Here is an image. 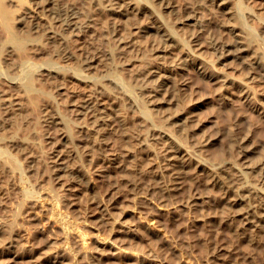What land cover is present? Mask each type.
<instances>
[{
	"label": "rangeland",
	"instance_id": "374dc122",
	"mask_svg": "<svg viewBox=\"0 0 264 264\" xmlns=\"http://www.w3.org/2000/svg\"><path fill=\"white\" fill-rule=\"evenodd\" d=\"M28 1L10 0L4 4L12 24L16 23L17 18L23 15L25 10H34L32 7L36 5L27 4ZM226 1V11H217L219 15L222 13L224 16L217 15L218 17L215 12L219 8L202 0H169L168 7L162 4H145V9L152 15V22L146 21L145 15H136L130 10L123 13L114 12L115 14L109 18L106 14L111 9L110 4H80L81 0L78 1L79 4H75L80 12L96 16L81 37L87 42L95 41V45L104 48V50L100 48L102 50L100 61L98 59L99 62L94 63L95 66L89 67L90 70L85 68L84 72L96 83L105 82L103 79L109 77L121 89L120 92L119 88L114 91L115 94L111 92L121 100L123 107L121 111L111 110V113L109 110L114 105L111 107L108 105L102 106V112H99L98 121L104 120L109 123L107 126H115L114 128H107L105 124H90L92 122L90 120H93L91 115H88L89 123L78 119L80 113L75 109L76 104L72 97L84 90L86 92V88L80 90L83 87L80 81L75 79L74 83L72 81L67 85L66 82L55 80L56 77L49 75L50 73L40 71L42 65H53L60 66L59 69L64 67L62 68L64 71L66 68L73 74L82 72L79 69L81 64L77 66L75 57L65 59L61 54L57 56L54 51H52L54 54L51 51L47 53L48 43L43 45L45 49L42 46L43 52L32 51L29 54L31 58L27 57L29 52L21 57L22 54L17 50L13 51L14 54L11 53L12 56L8 49H0L1 76H6V79H10L9 82L15 86L31 74L30 77L35 80L36 87L33 90L38 88L37 84L45 87L43 92L41 90L44 89L38 88L37 95L33 90V94L31 91L27 93L14 91L11 98H14L13 101L16 103H12V106H15L12 110L19 112L20 115L14 113L9 115L10 118L6 116L7 121L3 120L6 123L3 124L2 130L11 135L13 132L14 135L20 127L26 126L28 119V124L32 122L30 120L32 113V118L36 115L37 120L39 117L37 120L39 123L29 124L31 127L27 124L28 139L17 135L15 136L18 138L12 137L18 140L17 142L21 139V142L30 141L28 143L31 145L30 151L29 148H24L25 145H19L20 148L18 146L8 148L0 142V147L2 145L4 148L3 150L1 147L3 155L10 156L0 158L7 169L4 168L7 172L2 169L3 167L0 169L2 174L0 177L7 179V182L4 180L7 186L5 183L6 187L3 189L9 188L4 190L5 193L2 198L0 197V264H264V182L255 180L259 174L258 169L241 170L243 159L252 165L264 162V75L261 77V74L255 72L249 65V59L252 61V57L258 55L256 53L261 52L264 57V0ZM192 4L198 5L195 7L197 12L195 15L199 17V23L204 24L200 28V45L189 42L195 28L191 24L192 21H182L183 7H193ZM45 11L40 14L46 16V28L51 27L59 31L58 26L47 17L49 11L47 9ZM228 14L233 16V20L228 18ZM218 21L227 22L228 25L225 24L233 26L235 30L231 36L226 32L222 33L225 41L229 42L233 37V40L244 38L245 44L248 43V50L244 56L247 64L230 54L228 50L214 51L210 49V45L203 43L207 42L209 35L219 33ZM110 22L116 24L119 29L118 36L120 34L133 37L134 49L128 50L127 54L121 53L116 47L117 38L109 29ZM143 24L146 31L144 28V31L129 33L135 30L133 29L135 26ZM159 27L171 32L174 41L167 46L171 54L161 53L165 56L153 59L152 47L159 42ZM204 28H208L209 31ZM41 31L38 33L41 34ZM26 33L31 37L37 35V32L34 33L32 30ZM69 38L70 36L67 37ZM179 48L182 53L187 52L190 61H184L182 57L177 58L182 54L179 53ZM102 53H105V58ZM5 54L10 56L6 55L5 58L3 56ZM33 54L36 57L33 58ZM150 58L153 61H161L163 66L160 74L150 76L151 81L148 79L149 84H163L159 91V96L162 94V97L156 95L152 101L147 100L148 97L143 95L141 88L138 90L139 84L134 80L136 83L134 85L132 78L137 71L146 68L148 64H153ZM12 59L16 63H13ZM6 61L15 64L13 66L16 68H6L3 65ZM194 61L202 62L203 67L197 66ZM10 68H13L12 71ZM110 89L106 88L109 92L113 91ZM46 91L47 94L44 95ZM88 91L87 94L90 92ZM41 93H44L45 99L48 97L46 99L48 101L40 96ZM27 95L37 96L41 106H49L52 110L54 108L57 119L61 117L58 120L70 117L71 120L68 121L71 125L69 123L68 126L73 128L74 134L66 130V133L61 130L52 131L54 128L51 130L49 125L44 127L49 124L45 121L47 116L39 111L36 113L37 110L33 109L31 114L25 116L27 110L31 108V102L24 105L31 101ZM22 97L26 102L23 103L20 99ZM16 104L20 106L17 107ZM68 107L74 108L75 111L73 109L71 112V108ZM106 110L110 112L107 111L109 115ZM21 114H25V118L24 116L22 118ZM21 119L24 124L26 123L24 126ZM10 121H13L12 124ZM40 121L45 122L42 125L44 128L41 127ZM123 121L126 124L122 125ZM182 124L185 126L177 127ZM10 125L14 131L11 129V132L9 131ZM34 130L37 132L30 133ZM38 131L42 132V135L46 133L44 137L39 135L47 140L46 142L44 140L45 143L40 137L38 139ZM60 132L65 134L61 135ZM105 132L109 134L106 135ZM5 133L0 136L10 138V135ZM54 137L56 140L52 139ZM126 137L127 141L132 138L134 142L135 139L137 142L133 144H136L130 147L132 145H128ZM94 138L97 141L101 140L100 143L105 142L106 149L110 146L107 151L103 149L102 155L100 149L99 152L94 145L97 144ZM64 141L69 144L66 145ZM85 141L90 148L88 145L84 146ZM50 143L53 147L46 146ZM91 143L94 146H90ZM60 144L62 147H59ZM67 147V150H71L68 152L70 156L66 150L64 151ZM55 148L59 150L58 153ZM31 150L34 152L31 153ZM86 151H89V154ZM243 153L245 156L242 157ZM72 154L76 157L72 159L75 162L69 159ZM49 156L54 159H47ZM96 156L97 158L99 156V160L95 159ZM10 158L12 162L15 161L13 164L17 165V170L13 168L16 165H12ZM55 164L57 166L60 164V167ZM238 172L241 179L237 183L233 182L232 196L227 186L231 183L232 176ZM2 179L0 178V181ZM2 185L4 186V183ZM15 189L20 193L15 194ZM240 191L243 193L242 199H239L238 203H234V200L232 202V197L237 196ZM21 202L25 205H20V208ZM246 209L249 210L246 218L249 221L241 214H236V211L242 212Z\"/></svg>",
	"mask_w": 264,
	"mask_h": 264
},
{
	"label": "bare ground",
	"instance_id": "6f19581e",
	"mask_svg": "<svg viewBox=\"0 0 264 264\" xmlns=\"http://www.w3.org/2000/svg\"><path fill=\"white\" fill-rule=\"evenodd\" d=\"M28 1V0H27ZM79 1V0H78ZM78 1H75V0H72V1H69V0H29L28 1V3L27 4H35L36 6H34L33 5V7H32V9L34 8V10H32V11H29V10H25V12L23 13V15H21V16H19L18 18H17V21H16V23H14V24H12V22L10 21V16H9V13H8V10H7V8H5V6H4V4L5 3H9L10 2V0H0V49L1 50H3L4 48L7 50L8 49V52H10V54L12 53V54H14L13 53V51H15V50H17L18 52H20L22 55H21V57L22 56H24V54L26 55L28 52V56L27 57H32V56H29V54L30 53H32V51L33 52H35V53H39L41 50H42V52H43V48L45 49L46 47L48 48L46 51H47V53H48V51H54L56 54H57V56H58V54H61L65 59H72V58H74L75 57V59H77L76 61H77V66H78V64L80 65V67H79V69H81V71L82 72H79V73H76V74H73V73H71V72H69V71H67V69L65 68V71L63 70L64 69V67H61V69H59L60 68V66H53V65H50V66H45V65H42V66H40V68H41V73H44V72H46V73H50L49 75H52V76H54V77H56V79L55 78H53V79H55V80H57V81H60V82H66V84L68 85V84H70V83H72V81L73 80H75V79H77L76 81H80V85H82L83 87L81 88V86H80V90L81 91H83L84 90V88H86V92L88 91L89 92V94H87L86 92H85V90H84V92L86 93V94H84V92H82V93H77V94H74V96L72 97V101H74L75 102V109H77L78 111H79V113H80V115H79V118L75 115V117H77L79 120L81 119V120H83L85 123H89L90 121H92L90 124H93V123H96V124H109V123H107V122H105L104 120L102 121V122H100V121H98V118H99V112L101 111V107L102 106H108L109 105V107H111L112 105H114V107H111L112 109H110L109 111H113V110H117V111H119V109H120V111H121V109L123 108L122 107V105H121V100H119V98H117V96H115V95H113L111 92H113L114 94H115V92L117 91V90H119L120 88L118 87V85H116L115 84V82L113 83V81H111L110 79H109V77L107 78V77H103L104 79V81L105 82H98V83H96L95 81L93 82L91 79H89V75H88V73H86V72H84V70H85V68H89V67H92L93 65H94V63L96 64L97 62H99L100 61V52H102V50H100V48H101V46H100V48L98 47L99 45H95L94 43H95V41H94V43L93 42H87V41H84V38H82L83 36L82 35H84L86 32H87V30H88V26H89V24H90V22H91V20H93L96 16L94 15V14H84L83 12H80L79 10H78V7L75 5V4H79V2ZM82 1V3H80V4H110V5H112L111 6V9L109 10V11H107L108 13L106 14V16H108L109 18H111V16L112 15H114L115 13L114 12H116V13H123L124 11H134L135 13H136V15L137 14H139V15H141V16H143V15H145V18H146V21H151L152 22V15L148 12V10L147 9H145V4H162V5H164V6H166V7H168L169 6V0H81ZM202 1H205V3H207V4H212L213 6H215V7H217V8H219V9H217L216 10V12H215V14L217 13V11L219 10L220 12H224V10L226 11V7L227 6H225V4L227 3V1L226 0H202ZM30 2V3H29ZM86 2V3H85ZM154 2V3H153ZM191 6H193V7H190V6H184L183 7V10H184V12L182 13V21H187V22H191V24L195 27L194 28V30H193V28H192V30H193V32H192V34H191V37H190V35H189V42H193L195 45H198L199 44V42H200V38H201V35H200V28L201 27H203L204 26V24H202V23H199V17L198 16H196L195 14H197V12H196V10H195V7H198V5L197 6H194V4H192ZM115 7H118V8H115ZM226 8V9H225ZM24 9V8H23ZM48 10L49 12H48V14H47V17H49V20H51L52 22H53V24L56 26H58V30L59 31H55L54 29H51V27L49 28V29H47L46 27V23H47V19L43 16V14L41 15L40 13L42 12H44L45 10ZM116 9H118V10H116ZM198 11V10H197ZM46 12V11H45ZM47 13V12H46ZM219 13V12H218ZM216 14V16L217 15H219V14ZM40 14V15H39ZM214 14V15H215ZM222 14V13H221ZM220 14V15H221ZM219 15V16H220ZM229 15V14H228ZM230 15H234L235 16V14H231L230 13ZM229 15V19H232L233 20V16H230ZM221 16H224V15H221ZM237 16V15H236ZM139 17V16H138ZM215 17V16H214ZM218 17V16H217ZM226 17V16H225ZM238 17V16H237ZM237 17H236V19H237ZM112 18H115V17H112ZM144 18V19H145ZM201 18V17H200ZM239 18V17H238ZM204 19V18H203ZM203 19H202V21H203ZM214 19H216L217 20V18L215 17ZM218 19H220V17L218 18ZM228 19V20H229ZM207 20V19H206ZM222 20H223V18H222ZM227 20V21H228ZM220 21H221V19H220ZM226 21V20H225ZM237 21V20H236ZM52 22H51V24H52ZM186 22V23H187ZM217 22V21H216ZM111 23V25L109 26V29H110V31L111 32H113V34L112 35H114V36H116V41L115 42H117V44H116V47L117 48H119L118 50L121 52V53H123V54H125V52H126V54H127V51L129 50H132V49H134V45H133V42H134V40H133V37L132 36H129V35H126V36H123V35H120L119 34V36H118V28H117V26H116V24H114V23H112V22H110ZM218 23H219V21H218ZM227 24V22H224V23H219L220 24V26H219V33H215V34H211V35H209L208 37H207V42H203V43H206L207 44V46H209V47H211L210 49H212V50H217V49H225V50H228L229 52H230V54H232V55H234L235 57H237L238 59H240V60H243V62H245L246 63V61H244V56H246V53L245 52H247V50H248V47H247V44L248 43H246L245 44V40H244V38L243 39H234L233 40V37H231L232 39H231V41H225L224 39H223V35H222V33H224V32H226L227 34H228V36H229V34H230V36L231 35H233V31H235V30H233V26H227L226 24ZM229 23V22H228ZM232 24H233V22H231ZM219 24H217V25H219ZM207 25V24H206ZM209 25H211V24H209ZM208 25V26H209ZM229 25H230V23H229ZM145 26V24H143V25H137V26H135L133 29H135L134 31L133 30H131L129 33H131V32H140V31H144V27ZM209 28V27H208ZM205 29V30H207V31H209V29ZM212 28V27H211ZM47 29V30H46ZM236 29V28H235ZM28 30H32V31H34V33L35 32H37V35H35V37H31V35L29 34V33H26V32H28ZM44 30V32H42V31ZM38 31H41V34H39L38 33ZM145 31H146V28H145ZM147 31H148V29H147ZM29 32H31V31H29ZM85 32V33H84ZM216 32V31H215ZM230 32V33H229ZM33 33V32H32ZM159 34H158V37H159V42L158 43H155L156 45H154V47H152L153 49V51H154V55H153V59L154 58H160V56H165V55H163V54H161V53H165V54H167V52H168V54H171V52H169V50H168V48H167V46H169L170 45V43L171 42H173L174 41V38H173V35H172V33L171 32H168V30H166V28H160L159 27V32H158ZM203 33V32H202ZM205 33H206V31H205ZM39 34V35H38ZM67 34L70 36V38L69 39H67V37H69V36H67ZM222 35V36H220V35ZM33 35V34H32ZM240 35V34H239ZM67 36V37H66ZM82 36V37H81ZM47 39V41H45V39ZM92 40H94V39H92ZM243 40V41H242ZM70 41H72L71 43L73 44L72 45V47L70 46ZM177 42V41H176ZM188 42V43H189ZM46 43H48L49 44V46L46 44ZM93 43V44H92ZM44 44H46L47 46L46 47H44L45 45ZM97 44V43H96ZM149 44H151V43H149ZM154 44V43H153ZM202 44V43H201ZM44 45V46H43ZM194 45V46H195ZM200 45V44H199ZM42 46H43V48H42ZM152 46V45H151ZM103 47V46H102ZM180 47V46H179ZM101 49H103L104 50V48H101ZM181 48H179V50H180ZM1 50H0V52H1ZM6 50H4V51H6ZM179 50H177V52L179 51ZM184 50V49H183ZM16 51V52H17ZM45 51V52H46ZM7 52V51H6ZM7 52V53H8ZM15 52V53H16ZM54 52H52L53 54H54ZM41 53V52H40ZM114 53V52H113ZM179 53H182L181 52V50H180V52ZM178 53V54H179ZM9 54V53H8ZM11 54V55H12ZM105 54V53H104ZM104 54L102 53V56H104ZM152 54V53H151ZM150 54V55H151ZM253 54H255V53H253ZM256 54H258V55H256ZM255 55L256 56H254V57H252L253 59H252V61H250V59H249V65H251V69H253V70H255V72H257V73H259V74H261V77H263V75H264V57H263V55L261 54V52H259V53H256ZM264 54V53H263ZM7 54H5V55H3L4 57L6 56ZM32 55V54H31ZM42 55V54H41ZM120 55V53L118 54V56ZM8 56V55H7ZM10 56V55H9ZM8 56V57H9ZM13 56V55H12ZM19 56V55H18ZM61 56V57H62ZM188 56V54H187V52L186 51H183V53L181 54V56H179V57H177V58H180V57H182L183 59H184V61H190V58L189 57H187ZM7 57V58H8ZM34 57H36V56H34V54H33V58ZM63 57L61 58V59H63ZM106 56H104V58H105ZM120 57V56H119ZM124 57V56H123ZM127 57V56H126ZM6 58V57H5ZM125 58V57H124ZM10 59H11V57H10ZM99 59V61H97ZM102 59V58H101ZM152 58H150V61H152L153 62V64H148V66L146 67V68H142V69H140L139 71H137L136 73H135V75H133V77L132 78H134L133 79V82H134V80H135V82H138V86H139V88H138V90L141 88V91H142V93H143V95L144 96H146V97H148V99L147 100H149V101H152V99L153 98H155V96L156 95H158L159 96V91L163 88V84L161 83V84H149L150 83V79H149V77L150 76H152L153 74H155L156 75V73H158V74H160L159 73V71L161 70V69H163V66L161 65V61H158V60H154L153 61V59L151 60ZM13 60V59H12ZM103 60V59H102ZM101 60V61H102ZM182 60V59H181ZM15 60H13L12 62L13 63H16V62H14ZM74 61V60H73ZM75 61V62H76ZM79 61V62H78ZM10 61H6V63H4L3 65H5L6 66V68L7 67H13V68H16L15 66H13V65H15V64H13V63H9ZM149 62V61H148ZM151 62V63H152ZM193 63H195L197 66H199V67H203L202 66V62L200 63L199 61H194ZM247 64V63H246ZM17 65V64H16ZM5 66H4V68H5ZM95 66V65H94ZM140 67H142L141 65H140ZM13 68H10V70L11 69H13ZM63 68V69H62ZM39 69V68H38ZM37 69V70H38ZM165 69V68H164ZM8 70H9V68H8ZM88 70H90V68L88 69ZM202 70H204L203 68H202ZM12 71V70H11ZM38 72H39V70H38ZM37 72V73H38ZM204 73H206V72H204ZM167 74V73H166ZM166 74H165V76H166ZM208 74V73H207ZM29 76L26 78V79H24V80H22V82H20V83H18V84H15V86L14 85H12L10 82H9V80L8 79H6L7 77L6 76H1L0 75V134L2 135V133H5L4 132V130H2L3 129V124L4 123H6V122H4L5 120H6V116H8L9 117V115H14V113H16L15 112V110L13 109L12 110V107L14 106H12V103L13 104H15L16 102H14L13 101V99L11 98V96H12V94H13V92L15 91V93H27L28 91H31L32 92V90L34 89V87H35V80H33V78H31L32 76H31V74H28ZM168 75V74H167ZM213 75V74H212ZM31 76V77H30ZM161 76V75H160ZM163 76V75H162ZM209 76V75H208ZM214 76V75H213ZM13 78V77H12ZM214 78V77H213ZM150 81H149V80ZM166 79V78H165ZM264 79V78H263ZM214 80H215V78H214ZM11 81V80H10ZM75 81V82H76ZM15 82V81H14ZM55 82V81H54ZM134 82V85H136V83ZM163 82V81H162ZM73 83H74V81H73ZM164 83V82H163ZM37 84V83H36ZM79 84V83H78ZM112 84V85H111ZM37 85H39L38 86V88L40 89V88H42V87H40V85L42 86V84H37ZM76 85V84H75ZM91 85V86H90ZM165 85V84H164ZM167 85H169L168 83H167ZM79 86V85H78ZM87 86H89V87H87ZM107 86V87H106ZM108 86H110V87H108ZM137 86V87H138ZM43 87H44V85H43ZM165 87V86H164ZM166 87H168V86H166ZM165 87V88H166ZM36 88V87H35ZM38 88L36 89V90H38ZM47 88V87H46ZM78 88V87H77ZM88 88V89H87ZM106 88H111L113 91H108V90H106ZM119 88V89H118ZM172 88V87H171ZM42 89H44V90H41V92H43V91H45V87L44 88H42ZM83 89V90H82ZM110 89V90H111ZM36 90H33V92L35 91V95H37V94H39L38 92L39 91H37V93H36ZM49 93H50V91L48 90V88L46 89ZM166 90V89H165ZM171 90H173V89H171ZM47 91H46V93L44 94V93H41L42 95H40V96H43L44 97V95H46L47 94ZM115 91V92H114ZM121 91V89L119 90V92ZM164 91V90H163ZM33 92L31 93V94H33ZM140 92V91H139ZM169 93L171 92V91H168ZM172 92H174V91H172ZM15 93H14V95H15ZM163 93V92H162ZM165 93H166V91H165ZM222 93V92H221ZM31 94H30V96H31ZM44 94V95H43ZM164 94V93H163ZM241 94H242V92H241ZM248 94V93H247ZM19 95H22V94H18V96ZM28 95H29V93H28ZM28 95H27V97H28ZM162 95V94H161ZM160 95V96H161ZM168 95H170V94H168ZM173 95V94H172ZM220 95H222V94H220ZM17 96V97H18ZM25 96V95H24ZM23 96V97H24ZM39 96V97H40ZM48 96H50V95H48ZM72 96V95H71ZM159 96V97H160ZM165 96H167V95H165ZM171 96V95H170ZM169 96V97H170ZM244 96V95H243ZM15 97V96H14ZM22 97V98H23ZM162 97V96H161ZM169 97H168V99H169ZM240 97H241V95H240ZM250 97H252V96H250ZM19 98V97H18ZM22 98H20L22 101L24 100V98L22 99ZM29 99H31V101H28V103L26 102V101H23V103L24 102H26L24 105H27V104H29L30 102H31V110L29 109V108H27V109H29L30 110V112H29V110H27L28 111V113L25 115V116H27L29 113L31 114L32 113V110L34 109V110H37V112L36 113H38V111H39V113L41 112V113H43V115L45 116V114H46V116H47V118H45V117H43V118H45V121L46 122H48L49 124H47V126H45L44 125V127H48V125L50 126V128H51V130L52 131H64L65 132V130L66 131H68V132H70L71 131V133H73L72 131H74L73 130V128H70L71 126H68L69 125V123H70V121H68V119L69 120H71L70 119V117L69 116H67V117H69V118H66L65 117V119H63L62 121L61 120H58V119H60L61 117L59 116V118L57 119V115H56V113H55V111H54V108H53V110H52V108H49V106H46V105H44V106H41V104H39V98L37 97V96H35L34 97V95L32 96V97H28ZM41 98V97H40ZM48 98V97H47ZM46 98V99H47ZM126 98V97H125ZM171 98V97H170ZM246 98V97H245ZM245 98H243V99H245ZM20 99H19V101H20ZM25 99H26V97H25ZM44 99H45V97H44ZM45 99V100H46ZM121 99V98H120ZM249 99V98H248ZM15 100H17V98L15 99ZM28 100V99H27ZM44 100V101H45ZM125 100V99H124ZM164 100H167V99H165L164 98ZM253 100V99H252ZM251 100V101H252ZM21 101V102H22ZM41 101H42V99H41ZM46 101H48V100H46ZM71 101V100H70ZM71 101V102H72ZM154 101V100H153ZM17 102H18V100H17ZM52 102V101H51ZM121 102V103H120ZM128 102H129V100H128ZM44 102L42 101V104H43ZM131 103V102H130ZM156 103V102H155ZM154 103V104H155ZM18 104H19V102H18ZM52 104V103H51ZM132 104H133V102H132ZM131 104V105H132ZM16 106H17V104H16ZM20 106V105H19ZM19 106H17V107H19ZM21 106H22V103H21ZM29 106V105H28ZM27 106V107H28ZM117 106H119V107H117ZM127 106H128V103H127ZM15 107V106H14ZM13 107V108H14ZM122 107V108H121ZM130 107V106H129ZM22 108H23V106H22ZM26 108V107H25ZM24 108V109H25ZM69 109L71 108V107H68ZM17 109V108H16ZM23 109V110H24ZM74 108H71L70 110H71V112H72V110H73ZM75 109L73 110V111H75ZM107 109V108H106ZM18 110V109H17ZM20 110V109H19ZM55 110H57V108H55ZM130 110V109H129ZM22 111V110H21ZM54 111V112H53ZM60 111H62V109L60 110ZM60 111H57V112H60ZM103 111H104V109H103ZM108 110H106V113L109 115V113L107 112ZM112 111H111V113H112ZM116 111V112H117ZM35 112V111H34ZM77 112V111H76ZM76 112H74V113H76ZM102 112V111H101ZM114 112V111H113ZM171 112V111H170ZM177 112H179V111H176V113ZM21 113H23V112H21ZM25 113V112H24ZM35 113V114H36ZM61 113V112H60ZM64 113H66V112H64ZM78 113V114H79ZM105 113V112H104ZM175 113V114H176ZM17 114H19V112L18 113H16L15 115H17ZM67 114V113H66ZM174 114V115H175ZM20 115V114H19ZM22 115V118H23V114H21ZM62 115V114H61ZM88 115H91L90 117H92L93 118V120H90L89 122L87 121V119H90V118H88ZM101 115H104L103 113H101ZM173 114H172V116H174ZM184 115V114H183ZM18 116V115H17ZM25 116H24V118H25ZM32 116H33V113H32V115H30V120L32 121H30L32 124H34L35 122H37V120H38V118L39 117H37V120L35 119L36 118V115L32 118ZM37 116H39V115H37ZM40 116H41V114H40ZM168 116V115H167ZM179 116V115H178ZM178 116H177V119H178ZM11 117V116H10ZM9 117V118H10ZM13 117H15V118H17L16 116H13ZM20 118H21V116H19ZM64 117V115L62 116V118ZM105 117V116H104ZM169 117H171V116H169ZM28 118V117H27ZM26 118V119H27ZM41 118V117H40ZM76 118V119H77ZM106 118H107V116H106ZM110 118H111V116H110ZM42 119V118H41ZM108 119V118H107ZM114 119V118H113ZM171 119H174V118H172L171 117ZM180 119H181V116H180ZM4 120V121H3ZM8 120V119H7ZM6 120V121H7ZM15 120V119H14ZM43 120V119H42ZM79 120H78V122H79ZM80 120V121H81ZM109 120H112V119H109ZM21 121H22V119H21ZM20 121V122H21ZM25 121V120H24ZM82 121V122H83ZM122 121V120H121ZM177 121V120H176ZM11 122V121H10ZM13 122V121H12ZM12 122H11V124H12ZM23 122V121H22ZM26 122V121H25ZM28 122H29V119H28ZM28 122H26L27 124H28ZM41 123V127H42V125L45 123L44 121V123L42 122V121H40ZM109 122V121H108ZM119 122H120V120H119ZM184 122V121H183ZM186 122V121H185ZM184 122V123H185ZM25 123V124H26ZM31 123H29V124H31ZM37 123H39V122H37ZM117 123V122H116ZM178 123H179V121H178ZM177 123V124H178ZM10 124V123H9ZM24 124V122H23V125L22 126H24L25 125ZM26 124V126H24V127H20L17 131H15V133H14V135H13V132H11V131H14V129L12 130L11 129V126L12 125H10L9 127V131H10V129H11V133H12V135L11 134H9V133H5V134H7L10 138H8V139H6V138H3V137H1V143L2 144H4V145H7L8 146V148H10V147H15V148H17V146L19 147V145H25V147L24 148H29V151H30V149H31V145L30 144H28V143H30V141H28V142H26V141H22L21 142V140H20V142H17L16 141V139L14 140V139H12V137H16L15 135H17V136H20V137H26V135H27V126L29 125H27ZM96 124H94L95 125V127H97L96 126ZM118 124V123H117ZM124 124H126V122L125 121H123L122 122V125H124ZM128 124V123H127ZM180 124V123H179ZM7 125V124H6ZM70 125H71V123H70ZM104 125V126H105ZM112 125V124H111ZM121 125V126H122ZM30 126V125H29ZM34 126V125H33ZM36 126H38V125H36ZM107 126V125H106ZM119 126V125H118ZM128 126V125H127ZM181 126H185V125H178L177 127L179 128V127H181ZM13 127V126H12ZM31 127V126H30ZM35 127V126H34ZM44 127H42V128H44ZM94 127V128H95ZM102 127V126H101ZM108 127H112V128H114L115 126H107V128ZM123 127V126H122ZM125 127H126V125H125ZM133 127V126H132ZM36 128V127H35ZM99 128V127H98ZM103 128H105V127H103ZM134 129L136 128V127H133ZM29 129V128H28ZM34 129V128H33ZM72 129V130H71ZM51 130L49 129L48 130V132L50 131L51 132ZM109 130V129H108ZM107 130V131H108ZM8 131V132H9ZM41 131V130H40ZM45 131H46V129H45ZM36 132H37V130H36ZM35 132V130H34V132L33 131H31L30 133H36ZM39 132V131H38ZM49 132V133H50ZM55 132H53V134H55ZM75 132V131H74ZM102 132V131H101ZM45 133V132H44ZM44 133H43V135H44ZM62 132H60L59 134H61ZM66 133V132H65ZM65 133H62L61 135H63V134H65ZM89 133V132H88ZM106 133V132H105ZM108 133V132H107ZM107 133H106V135H107ZM4 134V135H5ZM42 135V132L40 133H38L37 134V136H38V139H39V135ZM74 134V133H73ZM103 134V133H102ZM109 134V133H108ZM153 135H154V133H152ZM6 135V137H8ZM42 135V136H43ZM45 135H46V133H45ZM44 135V136H45ZM61 135L59 136V137H61ZM3 136V135H2ZM30 136V134H28V137ZM36 136V135H35ZM36 136V137H37ZM42 136L40 137L41 138V140H43V142H44V140L45 139H42ZM43 136V137H44ZM56 137H58V135H55ZM103 136V135H102ZM105 136V135H104ZM160 136V135H159ZM5 137V136H4ZM31 137H33V135L31 136ZM48 137H50V136H48ZM56 137H54V138H52V139H55L56 140ZM65 137V136H64ZM63 137V138H64ZM66 137H68V135L66 134ZM90 137V136H89ZM109 137V136H108ZM128 137H130V136H128ZM16 138H18V137H16ZM47 138V137H46ZM69 138V137H68ZM83 138V137H82ZM81 138V139H82ZM93 137H91V139H92ZM97 138V137H96ZM96 138H94V140L96 139ZM124 138V137H123ZM123 138H122V140H123ZM134 138H136V137H134ZM25 139H28L27 137L25 138ZM58 139V138H57ZM66 139V138H65ZM71 139V141H73V139L72 138H70ZM98 139V138H97ZM105 139V138H104ZM106 139H107V141H108V138L106 137ZM130 139V138H129ZM31 140H35V138L34 139H32L31 138ZM37 140V139H36ZM48 140H49V138H48ZM59 140V139H58ZM75 140V139H74ZM84 140H86V139H83V141ZM121 140V141H122ZM128 139H127V137H126V140L125 141H127ZM138 140V139H137ZM40 140H38V142H39ZM47 140H45V142H46ZM61 141V140H60ZM59 141V142H60ZM82 141V140H81ZM92 141V140H91ZM95 141H97V140H95ZM99 141V140H98ZM97 141V144L95 143L94 145H96L95 147L97 148V150L98 149H100V154L101 153H103L102 151H103V149L105 148L104 146H105V142L104 143H100V141L98 142ZM139 141V140H138ZM42 141H41V145H42V143H43ZM44 142V143H45ZM49 142H50V140H49ZM52 142V141H51ZM65 142V141H64ZM90 142V141H89ZM128 142V145L130 144V145H132V146H130V147H133V145H135V144H133L134 142H137L135 139H134V142H133V139L131 138L129 141H127ZM127 142H125L126 144H127ZM32 143V142H31ZM34 143H35V141H34ZM62 143H63V141H62ZM66 143V142H65ZM74 143H75V141H74ZM85 144H84V146L86 145V141L84 142ZM94 143V142H93ZM107 143V142H106ZM124 143V144H125ZM132 143V144H131ZM36 144V143H35ZM54 144V143H53ZM67 144H69V142L68 143H66V145ZM73 144V143H72ZM78 144H79V142L77 143V146H78ZM82 144V143H81ZM126 144H125V147H126ZM32 145H33V143H32ZM62 144H60V146L59 147H62L61 146ZM88 145V147H89V144H87ZM87 145L85 146V147H87ZM93 144L91 143V145L90 146H92ZM93 145V146H94ZM107 145H109V144H107ZM119 145V144H118ZM7 146H4V147H7ZM36 146H38V144H36ZM46 146H52L53 147V145H52V143H50L49 145H47L46 144ZM64 146H65V144H64ZM68 146H71V145H68ZM74 147L76 146V145H73ZM72 146V147H73ZM1 147L3 148V146L1 145ZM0 147V158H2L3 156H5V155H3V150H4V148H3V150H2V148ZM35 147V146H34ZM41 148H44V147H42V146H40ZM49 147V148H50ZM71 147V148H72ZM79 147V146H78ZM80 147H82V146H80ZM108 147H110V146H107V149H109ZM8 148H7V150H8ZM14 148V149H15ZM20 148V147H19ZM90 148V147H89ZM88 148V150L90 151L91 149H89ZM94 148V147H93ZM92 148V151L94 150ZM95 148V149H96ZM118 148V147H117ZM127 148V147H126ZM22 149V148H21ZM34 149V148H33ZM53 148H51V150H52ZM56 149V148H55ZM62 149H64V148H62ZM68 149V147L66 148V149H64V151L66 150L67 151V155L68 156H70L69 154H68V152L70 151L71 152V150H67ZM85 149H87V148H85ZM106 149V148H105ZM107 149H106V151H107ZM119 149H120V147H119ZM128 149V148H127ZM10 150V149H9ZM18 150V149H17ZM20 150V149H19ZM34 150H36V149H34ZM34 150L31 152V153H33L34 152ZM117 150V149H116ZM122 150V149H121ZM22 151V150H21ZM28 151V152H29ZM38 151H42V150H38ZM56 151V153H58L59 152V150H55ZM89 151H86V152H88V154H89ZM98 151H97V153H98ZM105 151V152H106ZM118 151V150H117ZM130 151H131V149H130ZM36 152V151H35ZM60 152H62V151H60ZM91 152V151H90ZM96 152V151H95ZM6 153V152H5ZM30 153V152H29ZM52 153V152H51ZM35 155H36V153H34ZM100 154H98V155H100ZM120 154H122V152L120 151ZM10 155H11V153H10ZM13 155V154H12ZM47 155H49V152H48V154ZM47 155H45V156H47ZM51 155H53V154H51ZM56 155H58V154H56ZM102 155V154H101ZM124 155V154H123ZM129 155V154H128ZM9 156V155H8ZM7 155L5 156L6 158L8 157ZM14 156V155H13ZM25 156V155H24ZM45 156H44V158H45ZM125 156V155H124ZM242 157L243 156H245V153H243L242 155H241ZM10 157V156H9ZM54 157H56V156H54ZM58 157V156H57ZM61 157V156H60ZM74 155L72 154V156L71 157H69V159H74ZM5 158V159H6ZM29 159L31 158V157H28ZM48 158H52V160L54 159L53 157H47V159ZM76 158V157H75ZM97 158V156L95 157V159ZM98 158H99V156H98ZM97 158V159H98ZM36 159V158H35ZM67 159V158H66ZM2 160V159H1ZM27 160V159H26ZM37 161H38V159H36ZM46 160V159H45ZM51 160V159H50ZM99 160V159H98ZM108 160V159H107ZM112 160V159H111ZM10 162H12V160H11V158H10V160H9ZM72 161H74V160H72ZM199 161V160H198ZM10 162H8V163H10ZM13 162H15L14 160H13ZM13 162H12V165H14L13 164ZM35 162V161H34ZM41 163H42V161H40ZM39 162V163H40ZM67 162V161H66ZM75 162V161H74ZM74 162H71L72 164L74 163ZM108 162V161H107ZM113 162V161H112ZM28 163V162H27ZM41 163H40V165H41ZM33 164H35V163H33ZM37 164H38V162H37ZM57 164V163H56ZM55 164V165H56ZM68 165L70 164V163H67ZM67 164H66V166H67ZM16 165V164H15ZM28 165V164H27ZM32 165V164H31ZM39 165V166H40ZM44 165V164H43ZM55 165H54V167H55ZM38 166V167H39ZM57 166V165H56ZM59 167H60V164L58 165ZM57 166V167H58ZM71 166V165H70ZM69 166V167H70ZM3 167V168H2ZM16 167H17V165L16 166H14L13 168L15 169V170H17L16 169ZM42 167V166H41ZM41 167H40V169L39 170H41ZM3 169V170H5L6 169V167L4 166V164L0 161V169ZM5 168V169H4ZM35 168H37V167H35ZM43 168H44V166H43ZM64 168V167H63ZM68 168V167H67ZM258 169L259 171V174L257 175V179H255L257 182H264V162H261V163H259V164H254V165H252L251 163H248L245 159H243V163H242V167H241V170L243 171V170H251V169ZM45 169V168H44ZM43 169V170H44ZM59 169V168H58ZM62 169V168H61ZM223 169V168H222ZM7 170V169H6ZM5 170V171H6ZM9 171L8 172H10V169H8ZM37 170V169H36ZM65 170V169H64ZM67 170V169H66ZM7 172V171H6ZM61 172V171H60ZM1 176H2V174H0ZM4 175V174H3ZM5 176H6V174H5ZM14 178H15V175L13 176ZM12 177V178H13ZM1 179H2V177H0ZM13 178V179H14ZM241 179V177H240V173L238 172V173H235V175H234V177L232 176V180H231V183L227 186L229 189H230V192L232 193V196H233V182L235 181V183H237L239 180ZM3 180V181H2ZM1 181H2V183H1V181H0V197L1 196H3V194L5 193V191L4 190H8V189H3V187H6L7 186V179H6V177H4L3 179H2ZM4 180H6V182L4 181ZM9 182V181H8ZM4 183V186L2 185ZM5 183H6V186H5ZM172 184V183H171ZM8 185H10V184H8ZM10 187V186H9ZM21 189V188H20ZM19 189V190H20ZM248 190H250V188L248 189ZM13 191V190H12ZM16 191H18V190H16L15 189V194H18V193H20L19 191L16 193ZM37 192V191H36ZM13 193H14V191H13ZM33 193H31V195H32ZM12 194L10 193V196H11ZM20 195V194H19ZM5 196H6V194H5ZM4 196V197H5ZM3 197V198H4ZM242 197H243V193L240 191V193L237 195V196H235L234 198L232 197V202H233V200H234V203H238V201H239V199H242ZM2 198V197H1ZM0 198V199H1ZM26 199V198H25ZM1 201V200H0ZM3 201V200H2ZM21 201H22V199H21ZM22 202H24V201H22ZM22 202L21 203H19V207H20V205H25V204H22ZM21 208V207H20ZM19 208V209H20ZM249 213V210L248 209H246V210H243L242 212L241 211H236V214H241L245 219L248 217L247 215H249L248 214ZM240 215V216H241ZM247 220V219H246ZM247 221H249V220H247ZM13 225V224H12ZM0 228H1V226H0ZM8 237H9V235H8ZM7 237V238H8ZM10 237L12 238V236L10 235ZM9 237V238H10ZM14 237V236H13ZM6 238V239H7ZM15 238V237H14ZM13 238V239H14ZM11 240V239H10ZM8 241H9V239H8ZM11 242V241H10ZM12 243V242H11ZM6 246V245H5ZM8 246V245H7ZM11 246V245H10ZM56 257V256H55Z\"/></svg>",
	"mask_w": 264,
	"mask_h": 264
}]
</instances>
